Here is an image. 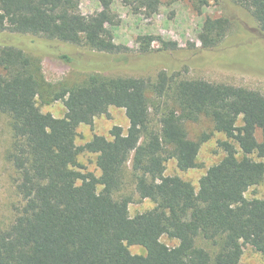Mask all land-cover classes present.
<instances>
[{
	"label": "trees",
	"instance_id": "16d2710c",
	"mask_svg": "<svg viewBox=\"0 0 264 264\" xmlns=\"http://www.w3.org/2000/svg\"><path fill=\"white\" fill-rule=\"evenodd\" d=\"M80 11V0H0V31L42 35L90 49L117 52L113 0ZM155 9L160 0H142ZM205 6L209 0H197ZM264 33V0H236ZM231 26L226 15L206 17L200 35L206 48L219 45ZM152 35L139 36L141 52ZM172 50L177 43L171 42ZM59 58L70 61L68 54ZM60 100L65 114L42 112L36 97ZM110 106L123 108L124 131L110 138H75L80 124H92ZM0 112L8 115L11 143L6 157L16 173L18 197L12 221L0 229V264H238L245 245L264 251V198L245 192L264 178V94L227 83L184 78L159 70L155 78L89 74L80 83L45 82L41 66L23 49L0 44ZM210 118L224 157L200 177L198 190L179 176L165 175L167 160L180 170L197 165L201 144L186 122ZM96 154L100 175L85 171L78 156ZM131 160V177L141 198L155 206L130 216L129 196L114 197ZM102 186L98 190V186ZM167 235L178 243L168 246ZM202 237L211 251L196 244ZM140 245L144 254L130 252Z\"/></svg>",
	"mask_w": 264,
	"mask_h": 264
},
{
	"label": "rangeland",
	"instance_id": "374dc122",
	"mask_svg": "<svg viewBox=\"0 0 264 264\" xmlns=\"http://www.w3.org/2000/svg\"><path fill=\"white\" fill-rule=\"evenodd\" d=\"M142 0H113L111 9L115 25L112 26L117 52L109 53L90 49L82 44L63 42L42 35L0 31V44L15 45L32 56L41 66L45 82L57 87L62 82L67 85L80 83L89 74L105 76H134L155 78L159 70L177 72L184 78H199L214 83H227L257 90L264 94V33L260 32L257 21L250 11L239 6L236 0H209L199 6L197 0H160L153 10L143 5ZM80 11L91 14L101 9L98 0H80ZM226 15L231 26L222 42L212 48L200 35L206 17ZM152 35L155 40L150 50L140 51L139 36ZM171 42L177 43L172 50ZM68 54L69 62L59 58ZM42 112H50L55 117L65 114V106L60 100H51L46 95L36 97ZM121 126L125 131L128 119L123 108L110 106L106 113L94 117L92 124L77 127L75 143L83 145L93 135L110 138L113 126ZM187 134L197 139L202 133H211L204 141L197 155V165L180 170L176 160L171 158L165 165V175H176L189 181L198 190L200 177L206 170L218 163L225 155L218 141L227 139L222 132L213 130L210 118L201 116L196 121L186 122ZM11 143L9 118L0 112V229L12 221L13 205L18 197L14 184L16 173L7 160L6 154ZM252 157L264 162V157ZM85 171L100 175L96 165V154L83 152L78 156ZM102 186H98L100 190ZM114 197L129 196L130 216L152 209L156 204L149 198H141L134 189L131 177V160L123 169V185L114 192ZM247 198H264V178L250 187ZM160 240L168 246L178 241L163 235ZM198 246L211 251V243L202 237L196 239ZM130 252L144 254L140 245H130ZM238 264H264V251H257L250 245L243 247Z\"/></svg>",
	"mask_w": 264,
	"mask_h": 264
}]
</instances>
